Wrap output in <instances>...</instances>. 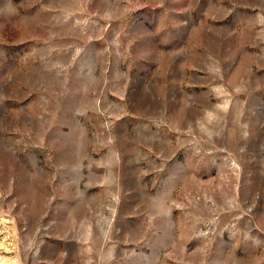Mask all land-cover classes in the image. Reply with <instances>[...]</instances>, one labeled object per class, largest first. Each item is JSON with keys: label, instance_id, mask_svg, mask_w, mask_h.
Instances as JSON below:
<instances>
[{"label": "rangeland", "instance_id": "374dc122", "mask_svg": "<svg viewBox=\"0 0 264 264\" xmlns=\"http://www.w3.org/2000/svg\"><path fill=\"white\" fill-rule=\"evenodd\" d=\"M0 264H264V0H0Z\"/></svg>", "mask_w": 264, "mask_h": 264}]
</instances>
